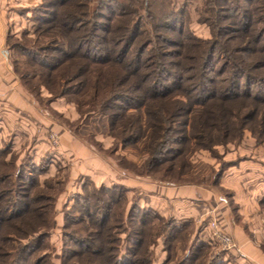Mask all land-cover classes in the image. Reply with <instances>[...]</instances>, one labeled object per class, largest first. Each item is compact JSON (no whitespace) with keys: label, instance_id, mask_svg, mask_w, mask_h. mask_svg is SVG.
I'll use <instances>...</instances> for the list:
<instances>
[{"label":"rangeland","instance_id":"rangeland-1","mask_svg":"<svg viewBox=\"0 0 264 264\" xmlns=\"http://www.w3.org/2000/svg\"><path fill=\"white\" fill-rule=\"evenodd\" d=\"M52 2L54 0H16L17 4H12L15 18L8 25L5 43L13 69L16 61L17 66L23 67L26 61H32L33 58L51 61L52 56H58L56 52L41 51L38 44L42 41L35 42L38 38L41 40L36 30L46 24L39 17L45 14L47 20H50L49 14L53 12L50 7ZM71 2L72 6L63 16H68V21L74 19L73 23L79 29L73 34L85 36L82 37V48L93 57L119 56L121 36L129 31L131 19L140 20L139 29L134 31L131 42L128 41L129 51H138V64H146V59L152 57V53L163 49L169 50L167 52L170 57L186 52L194 54V45L184 50L178 43L182 42L184 37L188 38L186 43L192 44H198V40H210L212 37L208 23L201 21L203 16H208L202 11L204 0ZM146 2L150 3L149 11L146 10ZM94 22L97 24H91ZM167 24L169 27H165ZM170 24L175 27L170 28ZM178 29L182 35L177 33ZM157 36L168 37L170 41L160 42ZM110 37L112 39H109ZM128 55L129 52L125 58H128ZM219 61L217 51H214L211 55V67L216 68ZM141 69L146 75V67ZM214 74L210 72L209 75ZM17 75L19 76L18 73ZM172 78L179 83V79ZM78 80L70 83V88H77ZM164 83L173 88L172 79H167ZM206 86L212 85L207 83ZM257 86L259 84H253L251 91ZM23 87L28 91L26 86ZM39 88L37 94L28 92L41 108L47 111L44 113L54 123L44 131L49 140V147L44 150L34 147L32 141L36 132L30 137V130L25 135L22 132L23 135L20 136L6 131L0 138V206H3L0 208V214L7 213L5 209L8 208L7 204H10L9 197H15L16 193L20 192L18 196L28 194L27 199L38 196L37 202L33 204L41 206L48 217L49 226L45 229L46 235L41 239L34 238L36 234L28 235L29 230L25 234L24 231L15 230L16 227L7 230L9 239L4 243L5 250L16 255L22 253L25 257L23 264H31L37 259H41L40 264H99V254L82 256H89L86 260L73 257V252L88 253L89 250L95 249L94 246L100 241H106L105 244L111 248L104 255H112L114 260L118 258L120 264H128L135 259L140 260L139 264H179L192 253L198 257L195 263L203 261L205 264L218 254L214 264H225L226 259L230 258V249L221 247L205 232V221L209 218L199 220L195 230L189 221H177L174 206H169V202L165 201V206H146V186L151 184L172 187L181 183H193L216 192V202L219 199L226 200L234 220L244 225L245 230L264 250V124L260 122V116H254L252 112H240L244 126L241 136L234 135L232 139L228 137L225 143L212 146L202 143L204 145H197L196 149L190 150L184 157L191 164V169L187 171L191 181L180 180L176 172L167 176L169 179L160 180L161 173L158 171L152 169L149 174L146 172L148 155L142 149V138L136 141L115 140L110 134L109 117L102 113L103 111H80L72 100L76 95L70 90L66 94L62 93L63 89L62 92L52 94L43 85ZM116 88L127 92L123 93L126 96L124 102L121 99L118 104L125 108V112H132L134 109H126V105L129 103L128 96L134 91L130 87L126 89L121 83H118ZM201 94L204 96L206 93L203 91ZM79 98L84 97L82 95ZM120 107L114 106L107 111L117 115L113 119L115 124L118 114L124 113ZM9 120L10 123L15 120L23 121V124L26 122L24 118L16 119L13 116ZM14 128L12 126L9 130ZM250 128L258 132L256 136ZM21 129L24 130L23 127ZM61 133L62 136H67V140H71L68 142L71 147L67 148H73L76 153L79 147L81 152L85 150L86 155H82V161L76 153L72 152L74 155H70L63 150L60 144ZM52 134L55 139L51 138ZM173 158V155L164 151L157 156L158 160L163 159L157 168L169 164L172 160L178 162L180 157ZM111 176L132 178L137 183L134 192L128 190L126 185L112 181ZM12 187L16 193L11 191ZM101 187L106 189L105 192L100 193ZM98 196L106 201L110 196L115 201L111 203L113 212L109 220L104 222L105 226L114 227L104 231L105 235L101 236L93 233L97 227L92 223L98 220L104 205V202L96 199ZM213 219L218 222L215 216ZM37 222L32 220L31 224L35 226ZM21 234L23 237L19 238ZM138 240L141 245L134 255V244ZM188 261L186 259L185 264Z\"/></svg>","mask_w":264,"mask_h":264},{"label":"trees","instance_id":"trees-1","mask_svg":"<svg viewBox=\"0 0 264 264\" xmlns=\"http://www.w3.org/2000/svg\"><path fill=\"white\" fill-rule=\"evenodd\" d=\"M71 3V0H54L50 3L53 10L49 14L50 20H47L45 14L39 17L46 24L36 30L41 40L38 38L35 42L42 41L38 44L41 51L56 52L58 56H52L51 61L33 58L32 61H26L27 66L23 67L17 66L16 61L14 71L19 74L22 85L26 86L31 94H37L41 85L52 94L62 92V89V93L66 94L70 90L76 95L72 100L80 111H103L102 113L109 117L110 134L115 140L136 141L142 138V149L148 155L147 174L154 169L161 173L160 180H167V176L176 172L180 180L189 182L191 178L187 171L191 169V164L184 156H187L190 150L196 149L197 145H204L202 143L212 146L225 143L228 137L232 139L234 135L241 136L244 126L240 112H252L254 116H260V122L264 124V0H204L202 11L208 16H203L201 21L208 23L212 33L211 39L198 40V44H192L186 43L188 38L184 37L178 45L184 50L194 45V54L186 52L170 57L167 52L169 50H158L146 59V64H138V51L130 52L128 48V41L134 37V31L139 29L140 20L131 19L129 22V31L121 36L119 56L93 57L82 48V37L85 36L73 34L79 29L73 23L74 19L68 21V16H63L72 6ZM149 8L150 3L146 2V10L149 11ZM91 24L96 25L97 22ZM168 24L165 27H169ZM171 26L175 27L170 24V28ZM112 33L113 31L110 32ZM177 33L183 34L180 29ZM156 38L160 42L170 41L168 37ZM149 43L151 44V39ZM214 51H217L220 58L216 68L211 67V55ZM128 52V58H125ZM141 67H146V75L145 71L141 72ZM210 72L215 73L214 76L209 75ZM172 77L179 79V83ZM167 79L174 81L173 88L164 83ZM76 80L78 87L70 88V83ZM118 83L134 91L128 96L129 103L126 105V109H134L132 112H125V108L118 104L121 99L124 102L126 96L123 93H127L117 90ZM207 83L212 86L207 87ZM255 83L259 86L252 92L251 87ZM203 91L207 95L203 96ZM82 95L84 98L80 99ZM114 106L124 110L123 114H118L117 124L113 120L117 115L107 112ZM237 122L239 123L236 125ZM253 131L256 136L258 132ZM164 151L173 155V159L180 158L178 162L172 160L169 164L157 168L165 159L158 160L157 156ZM13 189L12 187L11 191L16 193ZM99 190L103 193L106 189L101 187ZM19 193H16L15 197H9L10 204H7L8 208L5 209L7 213L0 214V264L25 262L22 253L16 255L5 250L4 243L9 239L7 230L10 227H16L14 229L18 232L24 231V234L29 230L28 235L36 234L34 238L41 239L46 235L45 229L49 226L47 212L41 206L33 204L37 202L38 196L27 199L28 194L19 197ZM99 197L96 199H100L104 205L100 217L92 223L97 227L93 233L101 236L104 231L114 227L105 226L104 222L109 220L113 212L111 203L115 201L110 196L107 201ZM116 213L118 214V211ZM32 220L38 221L35 226L31 224ZM20 222L21 224H18ZM21 235L19 238L23 237ZM105 242L100 241L94 246L97 250L93 248L88 253L73 252V257L99 254V264H120L116 256L114 260L112 255H104L111 250ZM134 245L135 255L141 242L138 240ZM193 254L186 258L189 260L186 264L195 263L198 257ZM89 256L82 258L87 260ZM217 256L218 254L205 264H214ZM186 259L181 260L179 264H185ZM40 262L41 259H37L31 264ZM139 262V259H135L128 264Z\"/></svg>","mask_w":264,"mask_h":264},{"label":"crops","instance_id":"crops-1","mask_svg":"<svg viewBox=\"0 0 264 264\" xmlns=\"http://www.w3.org/2000/svg\"><path fill=\"white\" fill-rule=\"evenodd\" d=\"M14 3H16V0H0V138L6 131H12L20 136V134L23 135L22 132L25 135L30 130V137L36 132L32 141L34 147L44 150L49 147V140L45 137L44 131L47 127H52L54 123L44 113L47 111L42 109L35 98L23 87L19 76L12 67L9 52L6 48V31L10 22L15 18V13L12 10V4ZM11 116L16 117V119L24 118L26 122L24 121L23 124V121L18 120L19 122H17L15 120L10 123L9 118ZM12 126L15 128L9 130ZM22 127L24 130L21 129ZM26 136L28 137V135ZM67 139V136H62L61 133L60 144L63 150L70 153V155H74L73 153H76V150L67 148L71 147L68 143L71 140ZM76 154L78 159L82 161V155L85 156L86 152L85 150L81 152L79 147ZM111 180L126 185L132 193L137 184L129 177L115 178L111 176ZM215 193L206 187L193 183H181L172 187L151 184L146 186V206L152 204L162 206L165 201L169 202V206L171 204L174 206V216L177 221H189L195 230L198 227L199 220L210 219L215 216L221 228L228 232L236 243V247L230 249L228 253L230 258L226 259L225 264H264V250L260 247L258 241L245 230L244 225L234 220L226 200L222 201L218 198L219 201L216 202ZM205 232H208V230L205 229Z\"/></svg>","mask_w":264,"mask_h":264},{"label":"built area","instance_id":"built-area-1","mask_svg":"<svg viewBox=\"0 0 264 264\" xmlns=\"http://www.w3.org/2000/svg\"><path fill=\"white\" fill-rule=\"evenodd\" d=\"M51 138L55 139V135L52 134ZM205 227L208 229L209 236L221 245V247L227 249L236 247L233 237L223 230L215 219L211 218L205 222Z\"/></svg>","mask_w":264,"mask_h":264}]
</instances>
